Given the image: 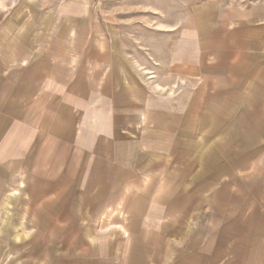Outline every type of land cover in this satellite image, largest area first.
Here are the masks:
<instances>
[{
    "label": "rangeland",
    "instance_id": "obj_1",
    "mask_svg": "<svg viewBox=\"0 0 264 264\" xmlns=\"http://www.w3.org/2000/svg\"><path fill=\"white\" fill-rule=\"evenodd\" d=\"M54 37L61 66L107 50L155 97L156 121L124 129L128 147L109 153L122 180L138 164L151 185L30 180L0 141V264H264V0H0L5 74ZM77 74L91 90L97 73ZM16 87L2 94L17 116Z\"/></svg>",
    "mask_w": 264,
    "mask_h": 264
},
{
    "label": "crops",
    "instance_id": "obj_2",
    "mask_svg": "<svg viewBox=\"0 0 264 264\" xmlns=\"http://www.w3.org/2000/svg\"><path fill=\"white\" fill-rule=\"evenodd\" d=\"M191 22L198 25L199 19ZM72 42L73 39L69 46L78 53L76 43ZM60 43L57 37L51 43L45 42L40 48L47 53L39 55L32 65L30 63L7 74L0 69V106H3L6 117L13 116V121H0V141H6V150L8 148L13 154L8 153V157L20 159V167H33L30 180L49 185H111L112 180L117 181L115 185H151L139 182L140 178L149 175L146 171L139 177L144 167L142 170L138 164L128 168L122 180L113 168V158L109 153L113 149L121 151L124 146L128 147L131 140L124 129L136 131L135 127L143 118L156 121V113L150 109L156 106L155 97L147 90L138 91L128 63L107 50L94 49L80 58L74 54V61L78 64L76 70L61 66L66 49L63 50ZM236 47L238 54L242 52L239 50L241 44L236 43ZM257 52L261 69L264 51L260 48ZM247 58H251V53ZM96 61L95 66L87 65ZM76 72L77 75L97 73L84 76L93 83L91 90L86 80L78 83L74 80ZM262 75L260 71L257 76L259 86L264 85ZM97 82L104 84L102 94L107 101H101V96H92ZM15 86L20 91L18 109L22 111L17 116L13 110L8 112L7 99L10 96L2 94ZM141 103L144 106H140ZM47 136L51 137L49 149L41 146ZM32 142H35L34 146ZM32 157L35 160L28 162ZM101 162L105 170L99 171ZM108 166L110 169H106Z\"/></svg>",
    "mask_w": 264,
    "mask_h": 264
}]
</instances>
